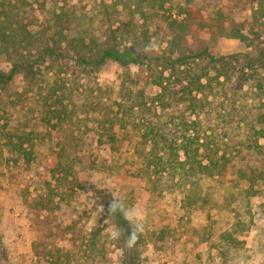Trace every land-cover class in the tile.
<instances>
[{"label":"rangeland","instance_id":"1","mask_svg":"<svg viewBox=\"0 0 264 264\" xmlns=\"http://www.w3.org/2000/svg\"><path fill=\"white\" fill-rule=\"evenodd\" d=\"M140 1L139 6L131 7L125 0H0V29H16L18 33L27 28L40 40L45 38L51 44L64 41L63 45L71 49L74 45L79 48L80 42L70 40L74 23H68L67 13L81 14L87 9L91 22L84 25L87 32L79 35L87 44L98 42V35L112 31L113 43L122 48L131 43L130 33L135 31L140 36V48L153 40L160 44L149 54L152 61L160 57V65L162 58L189 55L191 63L195 62L189 76L208 75L211 80V105L203 122L205 134L228 141L235 148L253 144L258 113H264V60L258 59L264 54V0ZM8 12L11 18H7ZM235 30L248 38L233 37ZM22 47L26 52L31 49L28 41H23ZM205 51L235 61L234 69L226 66L229 83L225 88L218 85L223 80L222 70L196 60V53ZM15 56L0 53V70L9 71ZM74 59L64 60L60 66L42 63L36 75L39 87L33 90L26 84L30 76L22 74L0 84V264H123L121 242H111L102 235L109 219L102 212L103 197H113L111 191L119 192L128 204L140 203L146 210V237L138 264H264V181L253 183L242 178L237 169L229 168L221 178L224 186L204 188L195 177L192 181L197 185L191 190L188 172L170 166L168 174L164 169L155 173L143 168V161L150 157V143L145 146L140 141L160 137L138 129L153 116L146 103L148 95L160 92L153 84L156 77L168 72L157 67L155 61L144 67H122L109 61L97 70H83ZM53 69L65 72V84L44 77ZM182 70L179 67L175 75L184 77ZM59 74L57 71V77L65 76ZM76 80L86 84L88 94H94L84 102L75 98L74 112L69 109L70 113L54 119L46 130L38 128L41 107L27 99L26 91L45 97L51 92V83L60 92ZM181 88L179 84L169 87V102L181 95ZM205 103L208 105L207 100ZM216 112L231 115L225 120L223 115L215 119ZM111 125L117 142L102 146L101 167L86 168L73 161L81 184L75 191V210H68V216H64L62 210L67 208H52L50 219L71 223L73 231L61 237L56 227L55 234L49 235L34 221L37 218L33 212L39 201L33 199L48 190L36 177V161L27 165L22 152L12 151L7 128L19 135L28 132L29 141H53L58 156L65 159L67 150L80 152L83 137L112 136ZM259 141L264 143L263 139ZM30 143L24 145L29 147ZM220 149L230 150L224 144ZM163 151L161 147L160 153ZM165 158L168 167L172 159L167 154ZM51 183L56 186L57 202L62 185L55 180ZM191 194L198 202L191 203ZM108 223L114 224L110 219Z\"/></svg>","mask_w":264,"mask_h":264},{"label":"trees","instance_id":"2","mask_svg":"<svg viewBox=\"0 0 264 264\" xmlns=\"http://www.w3.org/2000/svg\"><path fill=\"white\" fill-rule=\"evenodd\" d=\"M125 1L130 2L131 7L134 5L139 6L141 2L140 0ZM84 8L86 9V7ZM67 14L69 16L68 23H74L72 29L74 32L70 35V40L80 42L81 46L79 48L74 45L72 46L73 49H71L68 44L63 45L64 41L51 44L45 38L40 40L38 35L27 28H19L20 32L18 33L16 29H10V31L0 29V53L7 56L16 54L11 63V69L9 71L0 70V84L10 82L15 75L22 74L27 78L30 76L26 84L29 89L33 90L36 85H39V82L37 83L36 81L37 72L41 70L42 63L47 61L51 65L58 63L57 66H60L64 60H73L75 58L74 62L82 67L83 70L88 68L97 70L109 61H113L122 67L151 66L155 61L158 64L156 66L162 67L164 72H168V75L162 73L159 77H156L158 79H155V83L153 84L160 89V92L154 96L149 97L148 95L146 103L153 116L151 119L143 120L144 123L140 124V129H138V132L145 130L147 134L151 133L160 137H153L151 140L147 138L140 141V144H145V146L150 143V157L145 158L146 162L143 161L145 163L143 168L152 169L151 172L155 173L160 169H164L165 174H168L170 167L183 170V173L188 172L191 174V190L193 185H197L192 181L195 177H197L198 182L205 186L204 188L210 189L213 187L215 189L219 184L224 186L221 178L230 169H237L242 178L249 179L253 183L256 180L264 181V143H260L259 141V139L264 140L263 112L258 113L257 120L259 127L254 128L255 141L253 144L245 148H235L228 141H221L216 136H213V139L205 134L207 130H203V122L208 115L206 108L211 105V101L209 100L211 96V90L209 89L211 80L208 75H200L195 78L189 76L191 65L195 63H191L189 55L180 56L176 59H172L171 56L162 58V64L160 65L157 62L160 57L152 61V58H149V54L145 55L142 52H137V49L143 47H139L138 39L140 36L135 31L130 33L132 36L131 43L122 48L113 43L114 37L112 31L104 33L105 38L103 37L104 34L98 35L96 40L98 42L87 44L79 35L87 32L84 25H88L91 22V11L87 12L86 9L81 14H77L76 11L68 12ZM11 17L12 15L8 12L7 18ZM233 37L241 40L248 38L243 33H240L239 30H235ZM23 41L30 43L29 48L31 49L27 52L23 50ZM11 42H13V45ZM70 53L74 54V58L70 57ZM196 55L198 58L196 60L204 61L207 65L217 67L223 71V80L218 81V85L225 88L229 83V73H225L226 66L229 69H234L235 67L232 64L235 61L231 57L216 56L208 51L196 53ZM258 59L263 61L264 54L260 55ZM181 66L184 68L181 73L183 72L185 75L179 78L175 75V72ZM57 71L60 73V76L62 74L65 75V72L63 73L61 69ZM57 71H54V69L47 70V74L44 77L48 81L65 84L66 75L63 78L57 77ZM79 82V80H76L72 84L68 83V87L64 85V88L60 92L54 90L51 83L49 85L51 92L45 97L40 92L30 94L29 91H26L27 99H31L36 105L41 107L40 113L37 114V120L40 122L38 128L46 130L54 119L70 113L69 109L74 112L77 105L74 101L75 98L78 97L79 101L84 102L90 95L94 94L92 91L88 94L86 84L81 83L82 85H80ZM174 84H179L182 87L178 90L181 95L169 102L168 90ZM208 89L209 91H207ZM206 100L208 105L207 103L204 104ZM222 115L225 120L231 114L229 112H216L215 119H220ZM209 116H212V114ZM260 124L263 125L260 126ZM7 129V138L9 139V146H11L12 151L16 153L22 152L21 156H23L22 158H24L27 165L36 161V166L34 167L36 177L41 179L42 185H45L48 190L47 193L42 192L38 194V199L36 197L33 199L39 200L33 206V212L35 210V218H37L34 221L39 223L42 229H47L51 236L55 234L54 228L56 227H59V236L61 237L71 233L73 231L71 223H65L64 220L57 223L56 218L50 219L53 213L52 208L55 205L56 208L61 210L64 207L67 208V211L62 210L64 216H68V210L74 209V205L77 203L75 191L81 188V184L73 161L77 160L86 168L95 169L101 167L103 165L101 160L102 146H112L117 142V138L114 135V126H110V133L112 132L113 135L108 138L83 137L79 141L80 152L71 153L70 150H67L65 159L64 155L58 156L59 154L55 151L54 145H52L53 141H48L45 138L29 141L28 132L25 131L19 135L13 132V128L10 129L8 127ZM166 132L172 135L169 136ZM25 142H31L29 147L24 145ZM221 144H224L230 150L221 151ZM161 147L164 149L163 153H160ZM166 154L172 159L168 167L165 164ZM52 180L62 185L60 198L57 202L55 201L57 194L56 186H52ZM193 198L191 194L192 204L193 202H198L194 201ZM103 199L105 201L104 209L107 217L125 231V235L119 240L124 249L123 264H138L140 248L146 237V233L140 236L134 249H128L125 246V238L131 233V227L122 214L118 213L109 217L107 210L113 197L110 198L108 195H104ZM26 200L27 203H32V201H28V197H26ZM74 210L72 213H74ZM39 218L44 219V221L38 220Z\"/></svg>","mask_w":264,"mask_h":264},{"label":"clouds","instance_id":"3","mask_svg":"<svg viewBox=\"0 0 264 264\" xmlns=\"http://www.w3.org/2000/svg\"><path fill=\"white\" fill-rule=\"evenodd\" d=\"M159 47L160 44L153 40L144 45L142 49H137V52H142L147 55L158 50ZM111 194L113 199L108 206V215L110 217L118 213L122 214L123 218L129 223L131 233L125 238V246L130 250L134 249L140 236L146 230V210L140 203L128 204L126 198L121 196L119 192L111 191ZM104 211L105 209L102 210V212ZM108 220L109 219L105 220V225L107 226L104 227L102 235H105L111 242L119 241L121 237L125 235L124 229L115 224H109ZM249 264H251V262H249Z\"/></svg>","mask_w":264,"mask_h":264}]
</instances>
